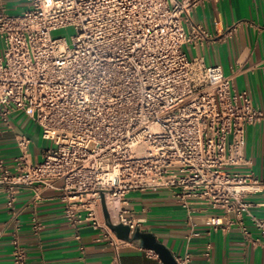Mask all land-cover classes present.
I'll list each match as a JSON object with an SVG mask.
<instances>
[{"label":"built area","instance_id":"obj_1","mask_svg":"<svg viewBox=\"0 0 264 264\" xmlns=\"http://www.w3.org/2000/svg\"><path fill=\"white\" fill-rule=\"evenodd\" d=\"M205 1L27 0L15 14L0 4V117L22 111L52 142L32 163L30 139L17 135L13 164L0 157L10 210L17 188L36 197L56 190L65 219L101 230L113 248L110 264H121L119 250L131 241L102 219V200L109 221L128 226L131 237L141 219L123 207L126 194L165 189L188 212L201 203L240 224L248 216L264 246V214L255 216L257 204L246 199L261 194L264 208V179L228 169L245 164V127L264 120V109L236 92L219 65L183 49L211 39L200 24L184 28ZM66 27L75 31L70 42L53 35ZM210 222L222 224L218 216ZM12 245V264H27L16 235Z\"/></svg>","mask_w":264,"mask_h":264},{"label":"crops","instance_id":"obj_2","mask_svg":"<svg viewBox=\"0 0 264 264\" xmlns=\"http://www.w3.org/2000/svg\"><path fill=\"white\" fill-rule=\"evenodd\" d=\"M0 4L15 14L26 8L27 0H0ZM191 22L200 24L211 39L184 44L188 57L219 65L232 78L236 92H247L253 104L264 109V0H207L191 11L184 22L186 30ZM17 135L30 139L32 163L39 162L42 150L52 146L41 137L37 124L22 111H14L6 120L0 117V157L7 165L19 153ZM243 155L244 165L228 169L264 179V120L245 127ZM246 199L257 204L251 207L252 213L263 216L259 205L263 196L253 194ZM63 207L56 190L44 189L36 197L33 188L21 187L15 191L10 210L0 191V264H12L14 235L26 251L27 264H110L113 248L100 239L102 231L86 223L74 227L65 219ZM123 207L141 219L139 231L153 234L174 257L188 254L189 264H264L259 231L246 215L240 224L233 213L201 203L192 204L188 212L165 189L131 190ZM213 216L220 217L222 224L212 225ZM34 221L40 224L38 231ZM119 255L121 264H163L152 250L135 241L122 246Z\"/></svg>","mask_w":264,"mask_h":264},{"label":"water","instance_id":"obj_3","mask_svg":"<svg viewBox=\"0 0 264 264\" xmlns=\"http://www.w3.org/2000/svg\"><path fill=\"white\" fill-rule=\"evenodd\" d=\"M102 212L109 228L115 232L116 236L121 239L137 242L141 247L152 250L163 264H178L173 254L159 241L155 236L148 232H142L136 229L129 237V227L122 224H113L109 221L106 206L102 200Z\"/></svg>","mask_w":264,"mask_h":264},{"label":"rangeland","instance_id":"obj_4","mask_svg":"<svg viewBox=\"0 0 264 264\" xmlns=\"http://www.w3.org/2000/svg\"><path fill=\"white\" fill-rule=\"evenodd\" d=\"M75 33L73 27L60 28L53 32L54 36H64L70 42V37Z\"/></svg>","mask_w":264,"mask_h":264}]
</instances>
